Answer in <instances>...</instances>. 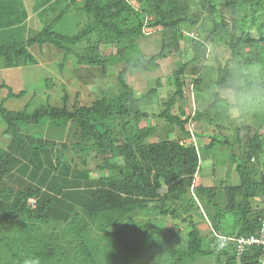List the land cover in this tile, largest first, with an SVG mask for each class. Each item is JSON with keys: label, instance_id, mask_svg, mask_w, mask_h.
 Returning <instances> with one entry per match:
<instances>
[{"label": "trees", "instance_id": "obj_1", "mask_svg": "<svg viewBox=\"0 0 264 264\" xmlns=\"http://www.w3.org/2000/svg\"><path fill=\"white\" fill-rule=\"evenodd\" d=\"M8 1L0 0V16L17 17L0 18V24L23 23L26 7L19 3L14 10ZM53 2L42 16L52 13ZM71 12L86 23L75 35L56 31ZM155 31H167L169 39L148 58L137 44ZM29 32L0 44L4 67L38 65L49 44L63 57L44 68L33 91L0 84V95L4 87L8 91L0 96V264H24L26 258L39 264H195L211 255L217 264H260L261 246L239 254L235 240L261 230L264 133L251 130L264 126V111L230 118L210 93L229 73L264 80V0H67L55 18ZM191 32L197 35L193 55L173 71L169 95H156L165 85L160 75L138 96L131 77L159 69L162 58L183 59L182 38ZM109 44L112 49L101 46ZM212 55L215 67L206 68ZM69 62L100 68L104 77L112 65H124L113 76L114 90L99 88L95 99L86 91L83 99L80 90L71 91L78 78ZM49 67H57L55 75ZM257 70L261 78L254 76ZM189 72L206 103L190 114L179 104L187 97ZM146 99L157 101L158 111L144 105ZM154 116L178 128L179 138L152 140L161 126L148 123ZM49 120L75 126L77 139L58 142L23 130ZM194 123L202 124L195 136L209 143L182 142L193 135ZM215 145L231 148L238 184L230 173L219 177L217 167L205 174L211 159L201 152L209 154ZM95 170L106 173L94 177ZM207 209L211 215L214 209L218 232L225 214H234L230 240L208 242L198 218ZM157 219L168 228L156 232L162 229L154 225Z\"/></svg>", "mask_w": 264, "mask_h": 264}, {"label": "rangeland", "instance_id": "obj_2", "mask_svg": "<svg viewBox=\"0 0 264 264\" xmlns=\"http://www.w3.org/2000/svg\"><path fill=\"white\" fill-rule=\"evenodd\" d=\"M10 1H12V5H11L12 7L10 5L8 6L11 7V9L16 10V9L22 8V4H19L21 3L20 0L19 1L9 0L8 2ZM52 1H54L53 3H55L53 4V6H51V8L54 9L52 13L48 12L47 14L42 16L43 10L39 9L40 11L36 12L38 16L36 19H34V22L35 20L37 21H36L35 26H33V30L39 29V27L40 28L44 27V25L47 22H50L53 18H55L61 12V10L63 9V6L66 5L67 0H49V2L47 1V3L45 0H25L24 1L23 5L26 7V10L32 11L30 12L31 13V15L29 16L30 18L24 19L26 21L33 19L32 18L34 17L33 12H35L33 10H35L36 8L38 9L41 4L44 6V8H47L51 4ZM199 1H203V0H199ZM80 5L81 3H79V6ZM8 6L5 7L3 12H6ZM15 16L12 13L11 15H8L7 13H5L3 14V16H0V18L4 20L6 18L15 17ZM19 18L22 19L23 16H20L19 14ZM80 22H79L78 14L76 15L74 13L68 14V15H65L62 21L56 25L55 30L60 33L66 34V35H75L79 31L80 27H82L86 23V20L84 21L81 20ZM25 30H27V32L30 31L28 27L21 28L20 26H15V24H11V23L0 24V44L4 42H8L7 39H12L13 38L12 36L20 38L19 36L20 32H23ZM168 39H169V33L167 31H164L161 33L158 31H155V32L148 33L146 36H143L139 40L137 45L139 47V50L142 51V53H144L149 58L158 51L163 40H168ZM195 39L196 38H194V35L192 33H185L184 37L182 38V42H181L183 45V49H184V52H183L184 54L183 56L181 55L183 59H180L181 57H176V56L171 57V58L169 57L167 59L162 58L159 60V64L161 65L159 69H154V70H151L150 72H144V73L133 75L131 77V80L133 81L136 87L137 95L141 96L146 91L145 88L147 86L154 87L155 79L161 75L162 80H165V85L159 88L158 93L156 95L159 98H166L169 95V91L171 89L172 84L174 83L172 73L176 68H178L181 65L182 62H184V60L189 59V57L193 55L192 46H193ZM101 46L103 49H112L111 44L101 45ZM48 47H49V50L46 48L47 52H45L46 54L44 57L42 56L40 57V62L38 65L25 66L24 68H21V69L18 68L15 70H11L14 68H7L8 70H10V71H7L4 65H2L1 63L0 65V84L6 83L7 86L12 85L15 87V90L17 91L21 89H25V88H28L29 90L33 91L34 85L37 84L38 81L44 78L45 71H46L45 69H48L46 68L47 65L49 63L56 64V62L60 61L61 58L63 57V54L61 52L59 53V51H57V49H55L54 46L51 45L52 48H50V44H49ZM211 58L212 59L210 61L206 62L205 64L206 68L213 67V66L215 67V62L213 61L214 55H212ZM69 61H72V60H69ZM73 61L77 63L76 60H73ZM74 62L73 63L69 62V67L71 68V71L75 74V76L78 78L77 80L78 83L77 84L73 83L71 87V91L73 93L75 90L76 91L80 90L83 94V99H85L86 97V94H87L86 91H89L91 93L89 95L91 99H95L98 96H100V93L98 91L99 88H104L110 91L114 90L115 87L112 88V85H111L113 83V80H112L113 76L117 74L121 70L122 66L124 65V64L112 65L109 68V75L104 77L102 76L100 68L98 69L97 67H89L87 65L78 66ZM56 69L57 67H54V68L49 67V73L50 74L56 73L55 72ZM261 71L262 70H257V73L254 76L261 78V75L259 74V72ZM206 72L208 75L209 74L208 72H211V71L203 70L200 72V74L205 73L204 77L206 79L212 80V76L210 75L207 76ZM189 73H190L188 75L189 78L187 80L188 85L186 88L187 97L186 99L179 101V104L187 108L188 110L187 112L190 114V113H193L197 109H202L206 105V103L204 101V97L200 95V93H197L195 90H193V83H194V80L192 79L193 72H189ZM59 75L60 74L58 73V76ZM217 88L218 87L216 85H213V88L210 94H213V92H215ZM7 92L8 91L6 87H4L1 90L0 96L5 95ZM156 102H151L149 99H146L145 101H143V104L145 103L144 105L146 106L150 104L148 105V107L150 108V106H152L156 112L158 111V106ZM148 120H149L148 123L151 125L152 123L161 125L159 127V134L157 135V137L153 138L152 140H159L161 138L163 139L164 138L172 139V138H177V137L179 138L180 131L178 128L168 125L165 122L163 123V121L160 118L158 120V117L156 116L150 117ZM200 127H202L201 123H194L191 125L190 128L193 133V132H197L195 130H197ZM23 130L27 134L37 133L43 138L54 139V140H57L58 142L68 141V143H71L72 141H75L77 139V136L75 135L76 127L73 125H66L63 122H52L49 120L45 122V124L41 126L40 128L39 127L30 128V127L25 126ZM255 131L259 133H264V126H257V127L253 126L251 130V134H253ZM182 141H186V142L191 141V142H196L198 144L210 142V140L207 138L199 141L194 133L192 136L183 137ZM242 149H243V146H242ZM233 151H235V153L237 154L238 150L235 148ZM202 153H203V159L205 158L211 159V161H209L204 167L206 175L214 173L213 169L214 167L215 168L217 167V173L219 177H221L223 180L225 179L224 173H227V174L230 173L232 177L231 183L238 184L240 182V179L234 170L235 166L232 167L233 163L231 162V157L228 158L229 155L232 154L231 148H228L225 145H215V147H213L212 149H209V154H205L204 151H202L201 154ZM91 155H94V154H90L88 158L94 161ZM212 159L214 160V163L216 162L215 164L212 163L213 161ZM226 160L228 161L230 160V162H227V165L224 166V162ZM92 165H94V163H92ZM93 173H94L93 174L94 177L96 176L98 177V176H102L104 173H106V171L95 170L93 171ZM228 178L230 179L229 176ZM202 179H204L205 182L207 181L206 176H202ZM227 183H230V181L227 180ZM219 201H220V204H222L223 206L225 205L226 201H225V195L223 192H219ZM208 209L205 212V215L203 214V211L201 210L202 215L198 216V218H200V221H201L200 225L203 224L202 225L203 233L207 236V238L209 237L208 239L209 243H211L213 240L215 241L218 240L219 242V240H221L220 235L228 236L229 234H233V232L236 231L235 216L233 213L225 214V217L222 220H220V227H219L220 230L218 232V230L214 226H212V220H213V217L215 216L214 209H213V215H211L212 212L209 213L210 209L209 210ZM162 222L163 223H160L158 219L155 220L154 222V225H157L158 227L162 228V229L155 228V231L158 233L162 230L164 231L166 227L168 228L169 224L166 221H162ZM160 234L162 235V237L165 235L164 232ZM195 264H217L216 255L207 256L205 258H200L197 260Z\"/></svg>", "mask_w": 264, "mask_h": 264}, {"label": "clouds", "instance_id": "obj_3", "mask_svg": "<svg viewBox=\"0 0 264 264\" xmlns=\"http://www.w3.org/2000/svg\"><path fill=\"white\" fill-rule=\"evenodd\" d=\"M191 33L194 38H197L196 33ZM213 103L217 105L222 113L234 119H239L249 113L264 111V80L255 77L250 78L249 74L244 71L238 74L229 73L223 82L218 85L214 93ZM182 142L188 143L186 141ZM259 208L264 211V199L259 204ZM232 235H220V238L226 242L231 239ZM238 238L240 237L235 240L236 250ZM24 264H39V260L26 258ZM237 264L242 263L238 261Z\"/></svg>", "mask_w": 264, "mask_h": 264}, {"label": "built area", "instance_id": "obj_4", "mask_svg": "<svg viewBox=\"0 0 264 264\" xmlns=\"http://www.w3.org/2000/svg\"><path fill=\"white\" fill-rule=\"evenodd\" d=\"M259 219L261 224L260 233L256 236H243L238 238L237 250L238 253L240 254L248 247L261 246L262 254H261L260 263L264 264V211L260 215Z\"/></svg>", "mask_w": 264, "mask_h": 264}, {"label": "crops", "instance_id": "obj_5", "mask_svg": "<svg viewBox=\"0 0 264 264\" xmlns=\"http://www.w3.org/2000/svg\"><path fill=\"white\" fill-rule=\"evenodd\" d=\"M17 1V0H16ZM19 1V0H18ZM24 1L25 0H20V2L22 3V4H24ZM37 5V4H36ZM43 10L44 11V6L41 4L40 6H39V8L37 9H35V10H33V11H35V12H33L34 13V17H32L33 19L32 20H24L23 21V23L20 25V23H18V25H15V26H20L21 28H25V27H28L29 28V30H33V26H35V24H36V21L37 20H35V22H34V19H36L37 18V13L36 12H39L40 10ZM43 11H42V13H43ZM30 12H32V11H28V15L26 16V19H29L30 17V15H31V13ZM28 34H30V32H27V30H25V31H23V32H20V34H19V36H20V38L19 39H25V38H27L29 35ZM32 34V33H31ZM44 57L43 55H39V56H37V59H38V61L40 62V57ZM1 63H2V61H0V65H1ZM39 64V63H38ZM3 65V64H2ZM28 66H31V65H28ZM25 66H22V67H15L14 69H11V70H15V69H21V68H24ZM5 69L7 70V71H10V70H8L6 67H5ZM12 86V85H11ZM13 88H14V90H15V87L14 86H12Z\"/></svg>", "mask_w": 264, "mask_h": 264}]
</instances>
